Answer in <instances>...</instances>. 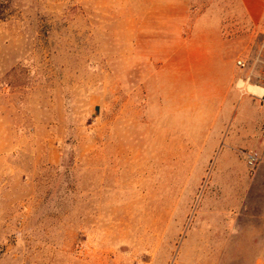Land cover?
<instances>
[{"label":"rangeland","instance_id":"1","mask_svg":"<svg viewBox=\"0 0 264 264\" xmlns=\"http://www.w3.org/2000/svg\"><path fill=\"white\" fill-rule=\"evenodd\" d=\"M0 7V264H264V156L220 160L215 138L225 59L264 89V19L240 0Z\"/></svg>","mask_w":264,"mask_h":264},{"label":"crops","instance_id":"2","mask_svg":"<svg viewBox=\"0 0 264 264\" xmlns=\"http://www.w3.org/2000/svg\"><path fill=\"white\" fill-rule=\"evenodd\" d=\"M240 1L253 23L264 19V0ZM222 61L219 59V66ZM225 62L226 74H222L219 69V136L215 137L219 138V159L234 160L240 151L247 150L264 156V141L261 138L264 129V104L247 89L243 93L235 89L239 74L232 68L231 58L225 59Z\"/></svg>","mask_w":264,"mask_h":264},{"label":"built area","instance_id":"3","mask_svg":"<svg viewBox=\"0 0 264 264\" xmlns=\"http://www.w3.org/2000/svg\"><path fill=\"white\" fill-rule=\"evenodd\" d=\"M237 63H238V65H240L242 67L244 66L242 61H238ZM255 96H258V95H255ZM258 97L261 100V102L264 104V92ZM262 138L264 139V129H263V132H262ZM245 157H246V161H247L248 165L253 166L256 163V161H257V154L254 153V152H247L245 154Z\"/></svg>","mask_w":264,"mask_h":264},{"label":"bare ground","instance_id":"4","mask_svg":"<svg viewBox=\"0 0 264 264\" xmlns=\"http://www.w3.org/2000/svg\"><path fill=\"white\" fill-rule=\"evenodd\" d=\"M246 89L249 93H252V94L258 95V96H260L264 92V89L257 86V85L248 84Z\"/></svg>","mask_w":264,"mask_h":264},{"label":"trees","instance_id":"5","mask_svg":"<svg viewBox=\"0 0 264 264\" xmlns=\"http://www.w3.org/2000/svg\"><path fill=\"white\" fill-rule=\"evenodd\" d=\"M3 9L0 7V19H2Z\"/></svg>","mask_w":264,"mask_h":264}]
</instances>
